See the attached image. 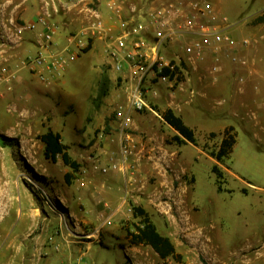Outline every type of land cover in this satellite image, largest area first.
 Returning <instances> with one entry per match:
<instances>
[{"label": "rangeland", "instance_id": "1", "mask_svg": "<svg viewBox=\"0 0 264 264\" xmlns=\"http://www.w3.org/2000/svg\"><path fill=\"white\" fill-rule=\"evenodd\" d=\"M108 1L0 0V57L10 69L19 73L12 91H7L0 84V135L7 137L6 141L10 143L5 147L0 143L3 148L0 151L5 156L21 159L18 162H22L24 184L34 195L41 215L52 220L50 234L52 230L54 233L59 230V222L66 221L68 228L64 226V232L69 231L73 237L93 232L99 235V241L104 243L102 247L106 250L100 249L97 261L90 259L93 264H264V100L255 102L248 109L252 110L250 114L246 115L244 109H239L242 108L240 103L251 102L252 96L246 92L239 96L235 89L257 77L253 78L228 55L224 54L222 71L217 75L211 73L213 58L208 56L195 66L181 63L171 78V84L149 80L146 83L149 91L147 101L160 116L147 109L141 116L139 131L133 129L134 123L125 130L126 133L139 134L143 142L156 133L171 154V148L182 145L173 141L175 131L165 122L162 112L176 107L192 120L190 125H195L198 147L183 145L180 149L182 155L176 153L174 157L177 158L167 165L164 163L159 170H154L155 167L142 160L135 173L137 180L134 177L132 183L125 180L121 170L112 171L117 172L115 178L112 172L102 174L95 169L96 165H108L112 158L120 160L123 133L115 118V110L127 105L126 84H122L115 74L107 53L106 39L91 35L87 29L97 15L106 24L113 25L103 15L104 7L105 11L111 12ZM125 1L127 12L135 15H145L157 2ZM216 1L215 8L219 14L228 18L229 27L225 32L238 41L252 37L249 26L257 24L256 19L261 13L252 20L249 18L256 15L254 10L258 9L261 0ZM40 14L49 16L56 28L55 50L49 55L69 46L66 55L71 57L62 75L53 76L47 66L45 73L51 74L52 78L49 86L41 83L36 73L19 67L22 60L35 55L37 50L20 51L19 59L14 54L15 48L25 40L30 43L36 41L34 36L27 38L30 31L20 38L17 27ZM254 39H250V47L245 52L240 53L237 49L231 54L253 64L257 56L253 50L257 44ZM261 45L264 46V42ZM5 50L9 56L4 55ZM167 52L176 62L184 54L180 44L170 46ZM22 72L31 75L25 86L18 82ZM241 76L246 79L244 83L239 81ZM105 78L109 79L108 94L99 98ZM230 80L235 84L233 89L213 90L216 84ZM236 103L240 106V114L237 111L225 115L217 112L221 106H236ZM191 105L193 109L194 106L203 109L194 120L189 117ZM132 113L133 119L137 120L138 112ZM48 127L63 132V140L70 146L72 157L81 165L78 171L68 168L62 158L58 162L46 158L40 136ZM227 128H233L237 142L230 156L219 161L216 154ZM214 166L220 168L222 177H218ZM15 167L20 166L15 164ZM66 173L71 174L69 180ZM82 182L86 185L81 186ZM102 189L115 191L117 205L123 204L124 214L118 219L109 217L107 220H111V224L104 227H83L81 217L92 214L84 198V190ZM183 189L192 192L191 217L180 211V203L176 201V193L178 190L184 192ZM150 193L158 204L151 209L153 217L159 220L161 231L172 233L181 258L163 260L147 245L142 248L150 252L145 250L140 256L132 257L128 249V243H132L128 230H133V223L140 221V217L134 216L133 209L135 206L144 208ZM107 229L111 230L109 235L112 238L117 236L113 243L102 239Z\"/></svg>", "mask_w": 264, "mask_h": 264}, {"label": "built area", "instance_id": "2", "mask_svg": "<svg viewBox=\"0 0 264 264\" xmlns=\"http://www.w3.org/2000/svg\"><path fill=\"white\" fill-rule=\"evenodd\" d=\"M107 5L114 22L119 25L118 30H115L113 25L106 24L98 15L87 29L91 35L106 39L107 53L114 70L120 75H127V105L119 106L115 110V118L124 136L120 146V160L112 158L108 165H96L95 169L102 174L135 168L131 163L134 146L125 130L134 123L133 111L143 112L151 109L147 101L149 91L146 89L149 80L171 84V75L176 71V65L180 67L181 63H191L195 66L205 61L208 56L213 58L211 73L217 75L222 71L224 54L234 63L245 64V60L231 53L239 47H248L251 44L248 38L238 41L225 32L229 27L228 18L219 14L210 0H157L145 15L128 13L125 0H109ZM48 17L46 14H40L36 19L17 27L20 38L28 31L36 32L39 48L35 55L22 60L19 67L36 73L41 83L46 86L52 83L50 75H62L71 61V57L66 55L69 46L49 55L55 50L56 28ZM176 44H180L184 51L183 58L178 59L179 62L170 58L167 52L170 46ZM47 66L51 74L45 73ZM18 77V71L10 69L7 62L0 57V84H3L7 91H12ZM239 81L244 82V76H241ZM1 96L2 94L0 98ZM81 186H85L84 182ZM108 224H111V220H107L100 227ZM63 226L68 228L66 221ZM60 232L59 228L55 234ZM77 235L85 238L93 236ZM0 239H3L1 234ZM54 249L61 251V245L55 244ZM72 264L85 263L78 259Z\"/></svg>", "mask_w": 264, "mask_h": 264}, {"label": "crops", "instance_id": "3", "mask_svg": "<svg viewBox=\"0 0 264 264\" xmlns=\"http://www.w3.org/2000/svg\"><path fill=\"white\" fill-rule=\"evenodd\" d=\"M210 1L215 7L218 4L216 0H214V2L212 0ZM257 8V10H254V14L256 15H254L253 17L250 16L249 20H252V18H256L260 13L262 15V12L264 11V0L260 1L259 6ZM105 10L106 9L104 7L103 15L105 16V19L113 24L115 30H118L119 25L116 22H113L111 13H108ZM249 28L251 36L255 38L254 40L257 43L253 50L257 54V56H259L257 57L255 55L256 58H254L253 64H251L250 62L248 63V61L246 60L245 64L240 63V65L242 68L248 71L249 74L253 75V78H257L256 80L252 79L250 81H246L245 79V84H241L242 86L235 89V91L236 94L239 96H242V94H245V92L249 95L251 94L252 99L251 102L246 101L244 103H240L242 108H239L240 106L237 103L236 106L230 105L225 107L221 106L217 108V112L219 111L221 115H225L228 113L231 114L234 111L238 112V108L244 109L245 114H250L252 110L248 109H251L254 106L255 102H260V100H264V46L261 45V43L264 42V21L257 23L256 25H250ZM31 33L29 32L27 38H32L34 36V39L36 40L35 43L26 42V40L23 43H20L21 45L15 48V58H21V56H17L20 55V51H38L39 48L37 46V33ZM252 37L246 38L251 39ZM249 47L250 45L248 47H239L238 51L240 53H243L248 50ZM3 53L5 56L8 55L7 50H5V52L3 51ZM115 74L116 76H118L119 81L122 84H126L125 77L127 75H120L116 71ZM30 80V73L22 72V75L20 76L18 82L25 86V84H28L30 82ZM230 81H222L221 83L216 84L213 90L220 91L223 88L228 87H232L233 89L235 84L233 81ZM204 90V95H206L207 88H205ZM171 109H173V111L177 115L181 116L186 122V124L192 121L187 119L186 115H184V112L182 110L179 111L176 107H173ZM190 110L191 112L189 111V117H191V119L193 118L194 120L196 116H198L200 110L203 109H200V106H194L193 109L191 105ZM204 110H206V108H204ZM143 113L144 111L136 113V115H138V119H134L133 129L139 131V129L142 127L141 116L143 115ZM155 114L160 116L158 113ZM238 114H240V112H238ZM188 125L195 129V125H190V123ZM225 126H223L222 129ZM51 128L55 132H59L61 134L62 143L68 146V151L70 153V146L66 144L63 140V132L55 127ZM173 130L175 131V134H178V132L174 128ZM128 135L130 136L131 143L134 146V154L131 163L134 164L135 168L133 170L128 169L127 171H122L123 176L125 180H127V182L129 181L132 183L134 177L135 180H137L135 173H137V167L139 166L142 160L146 161L148 165L155 167L154 170H157L159 167L164 166V163H166L167 165V163L172 161L173 158L176 159L177 157H174L176 153L180 152V156L182 155L180 149L183 145L178 146V148L176 149L171 148L172 152L171 154H169L170 149L168 148V146H165L161 142L160 138L156 136V133H153L152 136L149 137L150 139H147L145 142H143V139L139 134L129 133ZM122 137L124 136L122 135ZM187 144H191L195 147H198L193 143ZM70 155L72 156L71 153ZM83 155L84 154H79V156ZM170 155H172V157ZM60 158L61 157H58L57 162ZM18 161H21V159L14 156H5L3 155V152L0 151V234L3 237V239H0V264H72L78 259H82L85 264H93L90 260L91 258L97 261L100 249H106L102 247L104 243H100L98 238L99 235L96 232H93L91 234L94 236L93 238H85V236L82 235H74L73 237L71 236L69 231V233L66 231L64 232L63 222H59L58 227H60L61 230L60 234H55L53 230L52 232L50 231L51 234L49 233L52 220H46L48 217H44L41 215V208L37 205L34 195L22 180V162L21 164H19ZM15 164L19 165L20 167L16 168ZM67 167L70 168L69 166ZM160 171L163 172L162 170ZM112 173L114 177H117V172ZM84 184L86 185L85 182ZM103 187L105 186L103 185ZM183 190L184 192L178 190V192L176 193V201L180 203L178 205L180 211L183 210V212H186V214L191 217L192 192L188 189ZM84 191V198L86 202L90 205L92 214H86L81 217V223L83 227L90 228L91 225H96L97 227H99L105 222V219L107 220L109 217L113 219H118L121 218L124 214V210H122L121 208L123 204L120 202L117 205V194L114 190L109 191V189H102L100 191ZM152 195L153 194L151 193L148 195L150 196V199H148L144 203V208L151 214L152 220L156 224L158 230L163 235L170 237L171 240L174 242L175 246L177 247L175 239L174 237H172V233L169 232V230L161 231L159 220L153 217V211L151 209H155V207H158V204L154 200L156 198H151ZM60 198L63 199V197ZM64 198L67 201L69 200V197L66 195L64 196ZM186 223L188 222L186 221ZM76 224L78 225L79 223ZM97 227H95L94 229H97ZM39 229L41 230L39 231ZM65 230H67V228ZM110 231V229H107V233L103 235L102 239L109 243H113L114 240H117V236L115 239L112 238V236L109 235ZM118 241L120 242V240ZM55 244L61 245V251H55ZM128 244L130 246L128 249L129 251H131L132 257L140 256V253L145 250L146 252H150L149 249L142 248L144 247V244L137 245L130 242ZM118 245L121 246L120 243H118ZM98 247L101 248H99L98 250ZM146 247L150 248L149 245H147ZM89 253L90 255H88ZM156 255L158 254L156 253Z\"/></svg>", "mask_w": 264, "mask_h": 264}, {"label": "trees", "instance_id": "4", "mask_svg": "<svg viewBox=\"0 0 264 264\" xmlns=\"http://www.w3.org/2000/svg\"><path fill=\"white\" fill-rule=\"evenodd\" d=\"M264 21V14L256 19L257 23ZM179 66L176 65V70ZM168 73L169 70H166ZM176 72V71H175ZM175 72L171 77L174 78ZM108 82L109 79L105 78L102 82V86L99 92V98H103L108 94ZM164 120L174 128L178 134L173 136V141L178 145H185L187 143H193L198 145L196 137V131L190 127L184 119L177 115L173 109L168 108L162 112ZM233 128H227L224 131V137L221 141L219 151L216 154V158L222 161L225 157H229L232 153L233 147L237 142V136L232 133ZM214 133V132H213ZM41 141L44 144V154L46 158L51 159L53 162H57L58 157H61L64 164L69 166L72 171H78L81 167L80 163L73 159L68 151V146L62 143V136L59 132H55L51 127H48L47 131L40 136ZM7 137L0 135V143L2 146H9L10 143L6 141ZM214 171L218 177H222L223 173L218 166H214ZM66 178L69 180L71 174L67 173ZM135 217H140L138 223H133L134 229L128 230V235L133 244H144L151 246L154 251L160 256L161 259L166 260L170 257L181 258L177 253L176 246L170 237L163 235L157 228L154 221L151 219L148 212L141 206H135L133 209Z\"/></svg>", "mask_w": 264, "mask_h": 264}]
</instances>
